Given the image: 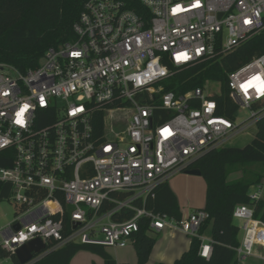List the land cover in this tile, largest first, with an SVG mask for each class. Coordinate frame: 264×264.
<instances>
[{
	"label": "built area",
	"instance_id": "1",
	"mask_svg": "<svg viewBox=\"0 0 264 264\" xmlns=\"http://www.w3.org/2000/svg\"><path fill=\"white\" fill-rule=\"evenodd\" d=\"M262 31L264 0H87L74 38L50 47L37 68L0 63V202L16 208L0 230V264L34 240L47 246L34 263L71 243L124 249L141 220L150 234L172 227L199 239L209 259L207 211L176 220L136 203L264 117V55L227 75L234 119L218 114L222 94H206V83L180 95L165 85ZM124 209L134 216L114 221ZM233 219L238 260L264 251L254 209L238 205Z\"/></svg>",
	"mask_w": 264,
	"mask_h": 264
},
{
	"label": "trees",
	"instance_id": "2",
	"mask_svg": "<svg viewBox=\"0 0 264 264\" xmlns=\"http://www.w3.org/2000/svg\"><path fill=\"white\" fill-rule=\"evenodd\" d=\"M87 0H0V63L11 65L21 72L37 68L46 51L53 46L74 38L73 26L79 19ZM264 55V31L250 37L231 50L225 57L207 63L180 68L166 82V90L184 94L207 81L222 82V95L217 98L219 115L234 119L237 106L229 99L227 75L249 63L255 57ZM103 124L95 125L97 136ZM260 163L264 166V117L257 123L253 140L243 148L222 147L208 151L196 160L190 169L201 171L207 185L206 204L210 219L202 226L201 234L212 225V254L209 259L199 255L201 242L193 238L189 251L173 264H238L236 248L240 245V229L235 224L233 212L238 205H249L254 209L255 218L264 222V201L251 198L252 185H259L264 174L255 173V180L229 181L236 166ZM136 206L154 214L180 220L183 213L178 198L169 182L159 184L145 200ZM134 216V211L124 209L113 216L122 222ZM140 232L133 245L138 264L150 260L156 238L149 233V225L140 221ZM81 251L100 256L102 264H129L117 262L104 247L71 243L53 251L34 264H70ZM13 264H20L12 255ZM165 264V263H160Z\"/></svg>",
	"mask_w": 264,
	"mask_h": 264
},
{
	"label": "crops",
	"instance_id": "3",
	"mask_svg": "<svg viewBox=\"0 0 264 264\" xmlns=\"http://www.w3.org/2000/svg\"><path fill=\"white\" fill-rule=\"evenodd\" d=\"M183 172L177 173L172 176L168 182L176 194L179 202L180 209L183 213V216H187L188 214L192 213L193 211L203 209L206 204V190L207 185L205 180L199 183L200 191L199 195L195 192L188 194V199L185 200V196L181 194L180 189L177 187V181L180 179ZM181 180V179H180ZM203 182V183H202ZM258 186V191L260 192V200L264 201V178ZM205 191V200L203 199V192ZM257 192V191H256ZM154 238H156V244L153 248L152 254L150 256V260L147 264H173L177 259H179L185 252L189 251L192 243V238L186 235L185 233L174 229L172 227H167L163 231L159 233H152L151 234ZM204 237L208 240H212V225L210 224L203 233ZM242 235H239V239L241 240ZM129 245L127 248H131ZM126 249V248H124ZM130 253L128 258L117 259L114 255L110 253V255L119 263H129V264H138V256L130 249ZM135 256V257H134ZM104 260L95 254H92L87 251H81L78 253L70 264H102ZM238 264H264V251L262 249H258L257 253L254 256H250L244 260H238Z\"/></svg>",
	"mask_w": 264,
	"mask_h": 264
},
{
	"label": "rangeland",
	"instance_id": "4",
	"mask_svg": "<svg viewBox=\"0 0 264 264\" xmlns=\"http://www.w3.org/2000/svg\"><path fill=\"white\" fill-rule=\"evenodd\" d=\"M206 94L214 95V96H220L222 94V82L219 81H207L206 82ZM251 112L249 110L242 111L237 116V124L243 123L245 120H247L250 117ZM118 119H120V116H118ZM257 132V126L254 125L244 133L237 136L235 139H233L231 142L228 143V147H236V148H243L246 145H248L253 138L255 137ZM262 173L264 174V166L260 163H251L249 165H243V166H236L233 168L231 175L229 176V181H238L242 180L245 182H251L252 180H255L256 176L255 173ZM179 179L177 183V187L180 189L181 194L183 195V198L185 196V200L188 199L189 192L193 193L195 192L197 195H199L200 191V185L199 183L201 181H204L201 176H195V175H187L185 173H182L181 176H179ZM203 183V182H202ZM251 193H254L258 191L257 185H252L250 189ZM203 199L205 200V191L203 192ZM16 216V208L14 204L10 203L9 201H1L0 202V230L5 228L7 225H9ZM235 224L240 227L241 222L240 221H234ZM130 249H133L135 253V249L133 246L131 248L126 249H110L106 248L107 251L111 252L115 258L122 259V258H128ZM136 255V253H135ZM135 257V256H134ZM1 264H13V260H4ZM137 264V263H136Z\"/></svg>",
	"mask_w": 264,
	"mask_h": 264
},
{
	"label": "water",
	"instance_id": "5",
	"mask_svg": "<svg viewBox=\"0 0 264 264\" xmlns=\"http://www.w3.org/2000/svg\"><path fill=\"white\" fill-rule=\"evenodd\" d=\"M183 173L187 175L201 176L200 170L193 168L190 169V166H188L183 171ZM79 226L80 225L78 224L75 228ZM46 247V244H44L41 240H34L18 249L15 253V256L20 262V264H33L35 258L40 255L44 250H46Z\"/></svg>",
	"mask_w": 264,
	"mask_h": 264
},
{
	"label": "flooded vegetation",
	"instance_id": "6",
	"mask_svg": "<svg viewBox=\"0 0 264 264\" xmlns=\"http://www.w3.org/2000/svg\"><path fill=\"white\" fill-rule=\"evenodd\" d=\"M191 166H192V164H191ZM192 169V168H191Z\"/></svg>",
	"mask_w": 264,
	"mask_h": 264
}]
</instances>
